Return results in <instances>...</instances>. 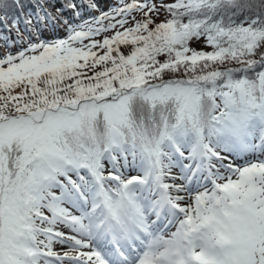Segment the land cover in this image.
<instances>
[{
	"label": "snow or ice",
	"instance_id": "1",
	"mask_svg": "<svg viewBox=\"0 0 264 264\" xmlns=\"http://www.w3.org/2000/svg\"><path fill=\"white\" fill-rule=\"evenodd\" d=\"M0 264H264V0H0Z\"/></svg>",
	"mask_w": 264,
	"mask_h": 264
},
{
	"label": "rangeland",
	"instance_id": "2",
	"mask_svg": "<svg viewBox=\"0 0 264 264\" xmlns=\"http://www.w3.org/2000/svg\"><path fill=\"white\" fill-rule=\"evenodd\" d=\"M52 31H53L52 29H47V30H46V33H47L48 35H51V34H52Z\"/></svg>",
	"mask_w": 264,
	"mask_h": 264
}]
</instances>
